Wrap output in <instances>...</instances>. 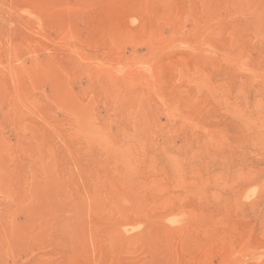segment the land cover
<instances>
[{
  "label": "rangeland",
  "instance_id": "1",
  "mask_svg": "<svg viewBox=\"0 0 264 264\" xmlns=\"http://www.w3.org/2000/svg\"><path fill=\"white\" fill-rule=\"evenodd\" d=\"M0 264H264V0H0Z\"/></svg>",
  "mask_w": 264,
  "mask_h": 264
}]
</instances>
